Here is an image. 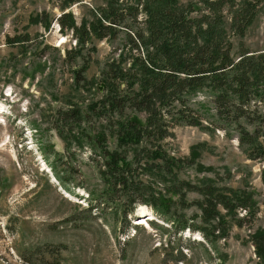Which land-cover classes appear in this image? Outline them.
Instances as JSON below:
<instances>
[{"label":"rangeland","instance_id":"rangeland-1","mask_svg":"<svg viewBox=\"0 0 264 264\" xmlns=\"http://www.w3.org/2000/svg\"><path fill=\"white\" fill-rule=\"evenodd\" d=\"M61 1L0 0V107L11 110L10 115L0 112V264H255L252 236L264 229V162L248 156L251 147L240 142L237 126L217 118L204 92L189 102L199 111L203 126L177 124L168 129L167 137L138 143L128 139L127 147L119 145L114 130L121 118L116 114L109 127L95 108L100 95L107 93L103 70L120 54L127 62L124 67H129L135 51L126 45L124 32L116 39L92 35L80 44L71 31L60 28ZM110 2L79 0L64 12L70 11L77 25L85 20L92 27L100 17L94 9ZM177 2L188 10L198 7L193 17L209 13L200 0ZM255 11L244 35L231 28L228 9L222 12L224 27H219L226 42L233 44L236 58L242 49L264 51V1ZM70 108H79L83 117L63 127L61 118ZM260 108L264 111V105ZM132 112L127 109L124 116L146 119L144 111ZM259 141L264 143V138ZM97 144L112 151L127 149L128 161L137 153L135 184L143 182L175 200L180 195L168 191L172 181L163 172V160L150 155L162 149L167 156L187 157L192 165L178 173L180 179L203 184L211 178L234 188L249 186L261 206L257 218L241 227L233 224L227 235L215 239L187 229L177 232L176 214L195 216L187 222L199 221V208L191 203L200 194L186 192V205H173L170 221L157 218L136 195L128 202L120 186L119 198L110 197ZM142 147L149 153L145 155ZM153 162L159 167L153 169ZM148 211L157 218V226L132 225L139 212L150 215Z\"/></svg>","mask_w":264,"mask_h":264},{"label":"trees","instance_id":"trees-1","mask_svg":"<svg viewBox=\"0 0 264 264\" xmlns=\"http://www.w3.org/2000/svg\"><path fill=\"white\" fill-rule=\"evenodd\" d=\"M78 1H61L63 13L57 19L61 30L71 31L80 44L88 43L92 35L99 39H116L124 32L126 45L135 51V55L129 57L132 61L129 67H124L127 62L120 54L118 60L109 63L107 71L103 70L107 93L100 95L97 106H93H96V115L102 116L109 127L116 114L121 118L120 127L114 130L119 145L127 147L128 139L138 143L144 138L153 141L167 137L168 129L177 124L203 126L199 111L189 102L197 93L204 92L217 118L237 126L240 142L251 147L248 156L264 162V143L259 141L264 138V111L260 108L264 105V51L255 53L242 49L236 58L233 44L226 42L221 23L222 12L228 9L232 14L231 28L238 35H244L256 17L257 3L264 0H200L209 13L195 17L191 14L198 7L188 10L178 5L177 0H133L131 3L111 0L108 5L94 9V15L100 17L96 24L90 23L92 27L86 26L85 20L77 25L72 13L64 12ZM140 14L145 15L144 20L138 19ZM70 109L61 118L63 127L67 123L72 127L83 117L79 108ZM127 109L132 113L144 111L146 119L141 122L137 117L124 116ZM96 147L103 152V175L110 197H118L121 191L117 187L120 186L128 202L136 195L140 203L151 207L157 218L170 221L174 215L171 207L186 205V192L200 194L192 203L187 200L198 206L199 221L187 222L195 220V216L186 218L181 213L176 214L173 221L177 232L187 229L215 239L227 235L233 224L241 227L253 217L256 219L260 211L255 192L249 186L234 188L211 178H206L203 184L180 179L178 173L192 165L187 157L167 156L162 149L150 155L152 159L163 160V172L172 181L168 191L180 195L179 200H175L162 196L148 184H135L133 163L139 161L137 153L128 161L127 149L120 152L105 145ZM142 149L145 155L149 153L145 147ZM150 166L159 167L156 162ZM168 213H172L170 217ZM151 223L157 226V221ZM252 238L257 256L255 264H264V229Z\"/></svg>","mask_w":264,"mask_h":264},{"label":"water","instance_id":"water-1","mask_svg":"<svg viewBox=\"0 0 264 264\" xmlns=\"http://www.w3.org/2000/svg\"><path fill=\"white\" fill-rule=\"evenodd\" d=\"M98 89L100 92H102L104 88L102 86H99Z\"/></svg>","mask_w":264,"mask_h":264},{"label":"bare ground","instance_id":"bare-ground-1","mask_svg":"<svg viewBox=\"0 0 264 264\" xmlns=\"http://www.w3.org/2000/svg\"><path fill=\"white\" fill-rule=\"evenodd\" d=\"M144 217V215H142ZM140 218V217H139ZM141 220H143V218H141Z\"/></svg>","mask_w":264,"mask_h":264}]
</instances>
